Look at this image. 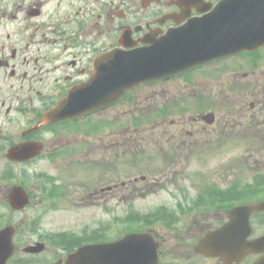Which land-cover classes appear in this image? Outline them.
Instances as JSON below:
<instances>
[{
	"label": "flooded vegetation",
	"instance_id": "1",
	"mask_svg": "<svg viewBox=\"0 0 264 264\" xmlns=\"http://www.w3.org/2000/svg\"><path fill=\"white\" fill-rule=\"evenodd\" d=\"M218 1L0 0V212H22L11 206L10 197L16 186L25 187L30 198L34 197L27 184L28 166L41 165L45 160L54 164L61 149L69 147L68 135L77 133L74 124L78 118L44 123L43 116L64 99L72 87L90 79L94 59L99 54L114 47L146 45L170 28L199 15L204 7L212 8ZM206 66L210 68L203 69L201 79L189 74ZM178 74L183 76L179 84L180 98L173 100L168 85ZM178 74L149 81L146 94L138 90L144 83L134 86L118 101L82 115L81 118L89 122L95 117L102 119L100 131L84 128L85 137L97 132L105 136L114 131L113 142L106 143L107 139L101 138V149L108 150L109 144L120 146L123 132L130 129L121 126V118L124 114L136 113L142 98L141 104L147 101V110L142 109V114L147 113L153 119L149 134L154 142L161 141L162 137L171 140L178 135L168 131L169 125L178 126L179 135H184L179 143L181 148L188 146L192 151L200 144L194 136L203 129L228 135H259L264 140V45ZM158 83L162 84L156 85ZM221 86H228L234 94L221 95ZM157 93L168 94L164 105L180 108V111L156 112ZM225 109L228 111L223 115ZM159 125L161 133L156 137ZM134 139L141 141L139 137ZM27 143L32 144L29 152L20 149ZM37 188H44L42 182ZM3 203L7 206L1 208ZM43 235L27 239V234L25 238H17L16 245L43 242L46 252H50V243L55 245L57 241ZM64 256L54 251L41 264L56 262ZM202 256L214 259L212 264H226L219 257ZM164 264H172V261ZM180 264L196 263L191 257Z\"/></svg>",
	"mask_w": 264,
	"mask_h": 264
},
{
	"label": "rangeland",
	"instance_id": "2",
	"mask_svg": "<svg viewBox=\"0 0 264 264\" xmlns=\"http://www.w3.org/2000/svg\"><path fill=\"white\" fill-rule=\"evenodd\" d=\"M209 68L206 66L189 74L201 79L203 69ZM182 77H174L169 82L168 88L171 89L173 100L180 98L179 84ZM149 88L141 86L138 90L146 94ZM230 93L234 94L228 86L220 87L221 95ZM155 101L158 105L167 103L168 94L163 96L157 93ZM141 103L142 98L140 111L147 108V101ZM227 111L225 109L223 115ZM122 119L129 123L132 121L127 118V114ZM93 120L102 122L100 117ZM151 120H144L139 131L132 129L136 125H130L132 128L125 131L126 134L121 138L123 143L118 147L109 144L108 150L101 149V138H106V143L113 142L114 131L105 136L92 134L85 137L83 132L68 135L70 145L65 150L75 145L74 154L71 151L64 152L65 159L54 164L45 161L41 165L27 168V180L30 181L27 184L38 198L42 190L37 188V184L43 179L42 173L58 175L59 183L66 185V195L57 198V187L54 197L44 195L22 212L8 214L1 211L0 220L7 217L17 223L22 218L30 220L24 225L31 228L27 239L37 238L43 235L42 232H47L58 238L82 237L86 240L100 239L103 235L117 238L122 231L128 228L132 230L138 222H145L146 228L153 229L163 240V263L175 261L174 264H180L192 257L196 264H201L202 260V264H212L213 259H202L193 247L203 233L217 225L219 220L227 218L228 209L218 205L207 207L204 204L209 202L208 197L219 193L215 187H240L255 183L258 176L264 174V141L261 146H250L249 140L247 145L245 142L248 135H237L233 138L241 141L233 144L228 134L203 129L194 136L200 140L196 148L198 150L194 152L188 146L181 148L179 145L184 135H179L178 126H167L169 132L178 134L173 139L162 137L161 141L154 142L151 134L145 133L147 129L151 131L148 127ZM160 133V127L156 128L155 136ZM133 137H139L140 143H136ZM85 143H88V147ZM117 156L123 157L117 160ZM122 160L123 164L117 168L115 164ZM142 175L146 176L145 180L141 178ZM109 185L112 188H106ZM235 191L243 192L237 197L239 202L264 198V190L248 192V188H245ZM200 192V199L206 200V203H200L187 211ZM6 206L3 203L1 208ZM263 217H255L256 234L264 230V224L260 225ZM141 226L145 224L141 223ZM55 246L50 243L51 253ZM56 250L61 251L59 248ZM253 259L251 256L244 264H250ZM28 264L37 262L31 261Z\"/></svg>",
	"mask_w": 264,
	"mask_h": 264
},
{
	"label": "water",
	"instance_id": "3",
	"mask_svg": "<svg viewBox=\"0 0 264 264\" xmlns=\"http://www.w3.org/2000/svg\"><path fill=\"white\" fill-rule=\"evenodd\" d=\"M264 43V0H222L209 14L174 29L162 42L133 51H118L105 65L96 64L92 80L72 91L47 115L63 119L111 101L141 80L157 78L214 57ZM106 74V75H105ZM22 192V191H21ZM18 206L27 199L15 192ZM264 210V200L240 204L224 226L207 233L196 246L206 255H219L227 262L240 261L251 252L264 251V235L249 239L251 215ZM14 228L0 230V264L13 252ZM158 243L149 232L127 234L113 242L86 244L69 255L66 264H157ZM38 250L39 248H32ZM253 264H264V255Z\"/></svg>",
	"mask_w": 264,
	"mask_h": 264
}]
</instances>
